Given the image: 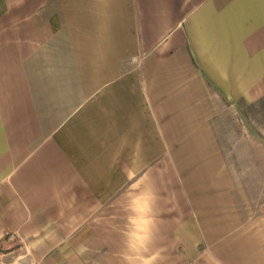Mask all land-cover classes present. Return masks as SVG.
Listing matches in <instances>:
<instances>
[{
	"label": "crops",
	"instance_id": "0c3cea01",
	"mask_svg": "<svg viewBox=\"0 0 264 264\" xmlns=\"http://www.w3.org/2000/svg\"><path fill=\"white\" fill-rule=\"evenodd\" d=\"M262 102L264 0H0L1 263L264 264L213 126Z\"/></svg>",
	"mask_w": 264,
	"mask_h": 264
},
{
	"label": "rangeland",
	"instance_id": "374dc122",
	"mask_svg": "<svg viewBox=\"0 0 264 264\" xmlns=\"http://www.w3.org/2000/svg\"><path fill=\"white\" fill-rule=\"evenodd\" d=\"M246 111L248 125L236 106H224L213 126L223 160L234 178L236 206L248 220L264 217V102L247 106ZM7 253L9 250L0 246V264L1 258L10 261L15 257Z\"/></svg>",
	"mask_w": 264,
	"mask_h": 264
}]
</instances>
